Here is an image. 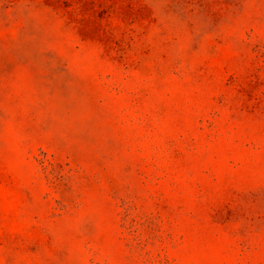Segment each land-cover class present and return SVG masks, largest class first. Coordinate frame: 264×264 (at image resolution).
<instances>
[{"label": "rangeland", "instance_id": "374dc122", "mask_svg": "<svg viewBox=\"0 0 264 264\" xmlns=\"http://www.w3.org/2000/svg\"><path fill=\"white\" fill-rule=\"evenodd\" d=\"M0 264H264V0H0Z\"/></svg>", "mask_w": 264, "mask_h": 264}]
</instances>
